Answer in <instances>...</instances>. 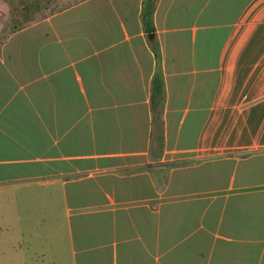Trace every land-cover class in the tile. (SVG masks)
Wrapping results in <instances>:
<instances>
[{"label":"crops","instance_id":"0c3cea01","mask_svg":"<svg viewBox=\"0 0 264 264\" xmlns=\"http://www.w3.org/2000/svg\"><path fill=\"white\" fill-rule=\"evenodd\" d=\"M143 6L0 0V229L45 264H264V0H158L153 39Z\"/></svg>","mask_w":264,"mask_h":264},{"label":"rangeland","instance_id":"374dc122","mask_svg":"<svg viewBox=\"0 0 264 264\" xmlns=\"http://www.w3.org/2000/svg\"><path fill=\"white\" fill-rule=\"evenodd\" d=\"M54 208L50 205H42L34 208H28L25 214L30 216H41L43 222L51 220ZM56 216V215H55ZM66 217L63 210H59V218ZM44 224V223H43ZM30 239V240H29ZM25 237H8L7 234L0 229V264H45L36 257L38 252L46 250L48 253L54 247V242L47 238H29ZM49 256V255H48Z\"/></svg>","mask_w":264,"mask_h":264},{"label":"trees","instance_id":"16d2710c","mask_svg":"<svg viewBox=\"0 0 264 264\" xmlns=\"http://www.w3.org/2000/svg\"><path fill=\"white\" fill-rule=\"evenodd\" d=\"M158 0H144V6H143V22L144 27L147 33H154L155 32V26L153 22V15L156 8ZM156 45V43L154 44ZM156 57L159 59L160 53L156 49ZM158 70L155 75V91H159L160 88L163 87V78H162V71L160 68V64H158Z\"/></svg>","mask_w":264,"mask_h":264},{"label":"water","instance_id":"95a60500","mask_svg":"<svg viewBox=\"0 0 264 264\" xmlns=\"http://www.w3.org/2000/svg\"><path fill=\"white\" fill-rule=\"evenodd\" d=\"M148 37H149L150 39H153V38H154V33H149V34H148Z\"/></svg>","mask_w":264,"mask_h":264}]
</instances>
